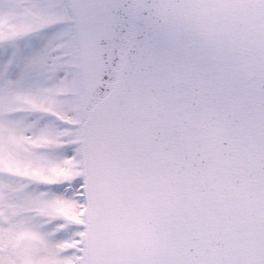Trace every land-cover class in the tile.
<instances>
[{
	"label": "snow or ice",
	"instance_id": "1",
	"mask_svg": "<svg viewBox=\"0 0 264 264\" xmlns=\"http://www.w3.org/2000/svg\"><path fill=\"white\" fill-rule=\"evenodd\" d=\"M0 264H264V0H0Z\"/></svg>",
	"mask_w": 264,
	"mask_h": 264
}]
</instances>
